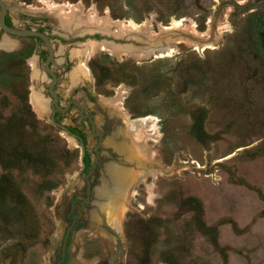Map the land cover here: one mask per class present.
Masks as SVG:
<instances>
[{"label": "rangeland", "instance_id": "rangeland-1", "mask_svg": "<svg viewBox=\"0 0 264 264\" xmlns=\"http://www.w3.org/2000/svg\"><path fill=\"white\" fill-rule=\"evenodd\" d=\"M3 1L0 264H264V0Z\"/></svg>", "mask_w": 264, "mask_h": 264}, {"label": "water", "instance_id": "water-1", "mask_svg": "<svg viewBox=\"0 0 264 264\" xmlns=\"http://www.w3.org/2000/svg\"><path fill=\"white\" fill-rule=\"evenodd\" d=\"M5 15H6V6L4 4V1L3 0H0V32H2L3 34L7 35V36H12V37H19V38H37L39 39L43 46H44V49L46 51V57H45V60H44V63H43V70L44 72L50 76L51 78V81L47 87V93H48V96L49 98L51 99L50 103H49V107H50V110L53 111V108L60 111V112H64L66 109H67V106L64 108V109H60L57 105V96L53 90L54 88V84H55V81H56V78H55V75L52 73V71L50 70L49 68V64L50 63H53V51H52V46L50 44V41L48 39V37L41 33V32H38L37 30L35 29H29V30H25V29H16L14 27H9L5 24L4 22V18H5ZM94 95V94H92ZM80 111V113L82 112V108L78 105L77 102H72ZM50 121L52 122V117L50 116ZM57 127H59L61 130H63L65 133H67V131L64 129V127L62 125H57L55 124ZM90 125H91V135L92 136H96L98 137V142H97V145L95 147V161L98 157V153L96 152V149L99 147L100 145V135L98 134H95L94 133V126L92 124V122L90 121ZM80 149H82V146L80 145ZM83 152V150H82ZM81 161V159H80ZM95 161H94V164H95ZM94 167V165H93ZM93 171V169L91 171H89V173L85 176L84 178V181L86 183V198H88L89 196V191H88V176L89 174H91ZM82 203H80V207L82 206ZM70 231H71V225L69 227H67V229L64 231V234H63V237H62V241H61V247H60V260L58 261V264L62 261V259L64 258V255H65V251H66V245H67V241H68V238H69V235H70ZM115 239L117 240L118 237L117 235L114 236ZM117 252H118V249H116L115 251V258L117 257Z\"/></svg>", "mask_w": 264, "mask_h": 264}, {"label": "flooded vegetation", "instance_id": "flooded-vegetation-1", "mask_svg": "<svg viewBox=\"0 0 264 264\" xmlns=\"http://www.w3.org/2000/svg\"><path fill=\"white\" fill-rule=\"evenodd\" d=\"M4 22H5V24L7 25V26H9V27H13V25H11L10 24V22H9V19L7 18V10H6V15H5V18H4ZM15 28V27H14ZM17 29V28H16ZM32 29H35V28H32ZM25 30H29V29H25ZM35 30H37V29H35ZM38 32H41V31H39V30H37ZM41 33H43V32H41ZM0 34H3L2 32H0ZM44 34V33H43ZM46 35V34H45ZM7 36V35H6ZM47 36V35H46ZM8 37H12V36H8ZM48 37V36H47ZM29 39H33L34 41H37V42H40L41 44H42V42L39 40V39H37V38H29ZM48 39H49V41H50V38L48 37ZM50 44H51V42H50ZM43 45V44H42ZM52 46V45H51ZM43 49H44V46H43ZM44 51H45V49H44ZM52 51H53V49H52ZM53 56H54V52H53ZM45 57H46V51H45ZM44 60H45V58H44ZM44 60H43V63H44ZM53 60V63H50L49 64V68H50V70L52 71V73L55 75V78H56V81H55V84H54V88H53V90H54V92H55V86H56V84H57V75H56V73L52 70V67L53 66H55V63H54V59H52ZM43 63H42V69H43ZM43 72H44V70H43ZM45 73V72H44ZM46 74V73H45ZM47 75V74H46ZM48 77H49V80L51 81V78H50V76L49 75H47ZM50 81H49V83H50ZM49 83H48V85H49ZM48 85H47V87H48ZM46 91H47V88H46ZM55 94H56V96H57V105H58V107L60 108V109H64L66 106H67V109L62 113V112H60V111H58V110H56V109H54L53 108V111H51L50 110V116L52 117V123H54V124H56L55 122H54V117H55V114L56 113H60V114H65V113H67L68 111H69V109L71 108V107H74L75 109H76V116H77V118L78 119H81V120H83V121H86L87 122V124H88V126H89V133H90V135H91V125H90V121L92 122V124H93V126H94V122H93V119L91 118V116L90 115H88L87 114V110L85 109V103H84V101H82V100H73V99H69V100H67L66 101V103H65V105L63 106V107H60V104H59V100H58V95H57V93L55 92ZM92 94V93H91ZM47 95H48V93H47ZM49 97V96H48ZM50 99V98H49ZM50 101H51V99H50ZM72 102H77L78 103V105L82 108V112L80 113V111H79V109L72 103ZM50 103V102H49ZM50 108V107H49ZM50 118V117H49ZM57 125H60V124H57ZM63 126V125H62ZM64 127V129L67 131V134L68 135H70V136H72L75 140H76V138H75V136H73L72 134H70V133H79L78 131L76 132H72L71 130V128L72 127H65V126H63ZM94 133L95 134H98V135H100L99 133H97L96 131H95V126H94ZM92 136V135H91ZM76 137L80 140L81 138H82V136L81 135H79V134H76ZM92 137H94L95 139H96V145H97V142H98V137H96V136H92ZM100 137H101V139H100V144H101V141H102V136L100 135ZM77 141V140H76ZM78 142V141H77ZM79 143V145H81L82 146V149H81V157H80V159H81V161H80V163L82 164V168L84 169V159H83V156H84V149H83V144H82V142H78ZM96 145H95V147H96ZM95 147H94V150H93V154H94V161H95ZM99 147H100V145H99ZM98 147V148H99ZM98 148L96 149V152L98 153ZM82 150H83V152H82ZM97 159H98V157H97ZM96 159V160H97ZM94 161H93V163H92V165H91V167H90V169L87 171V173H86V175L89 173V171H91L92 169H93V171H94V169H95V164H96V161H95V164H94ZM93 165H94V167H93ZM92 171V172H93ZM85 175V176H86ZM89 177H90V174H89V176H88V183H89ZM85 182V181H84ZM86 184V183H85ZM107 192H105V194H106ZM85 198H86V194H85ZM60 260V259H59ZM62 261H63V259H62ZM62 261L59 263V264H61L62 263Z\"/></svg>", "mask_w": 264, "mask_h": 264}, {"label": "bare ground", "instance_id": "bare-ground-1", "mask_svg": "<svg viewBox=\"0 0 264 264\" xmlns=\"http://www.w3.org/2000/svg\"><path fill=\"white\" fill-rule=\"evenodd\" d=\"M65 22V21H64ZM95 23V22H94ZM128 30V29H127ZM99 46H100V50H102V51H105V52H108V53H112L113 54V52H114V44H112V43H107V42H100V44H99ZM1 47H7L8 49H11V46H9V44H7V42L6 41H4V43H2L1 44ZM119 47V46H118ZM121 49V48H120ZM77 51L78 50H73L72 51V56H76V54H77ZM123 52V51H122ZM125 52V51H124ZM82 70H83V73H84V75H85V73H86V68H82ZM80 76L82 77V75H81V73H80ZM74 83H75V80H74ZM30 103H31V105H32V107H33V110H34V112L37 114V115H41L42 114V112L44 111V109H45V107H44V105H43V103H42V101L38 98V97H34V96H32L31 97V100H30ZM46 105V104H45ZM131 124V126L132 127H137V125H138V122H131L130 123ZM72 141V140H71ZM111 202H113V201H111ZM108 208V207H107ZM105 209V208H104ZM111 212V211H110Z\"/></svg>", "mask_w": 264, "mask_h": 264}, {"label": "trees", "instance_id": "trees-1", "mask_svg": "<svg viewBox=\"0 0 264 264\" xmlns=\"http://www.w3.org/2000/svg\"><path fill=\"white\" fill-rule=\"evenodd\" d=\"M72 132H75V131H73V130H71ZM70 134H72L73 136H75V138H76V140L78 141V142H82V144H83V139L81 138L80 140L76 137V134L77 133H70ZM90 169V166L88 165V163H85L84 162V171H88Z\"/></svg>", "mask_w": 264, "mask_h": 264}]
</instances>
